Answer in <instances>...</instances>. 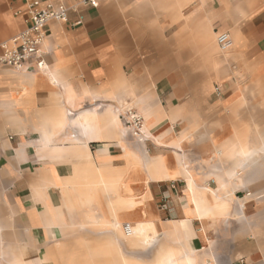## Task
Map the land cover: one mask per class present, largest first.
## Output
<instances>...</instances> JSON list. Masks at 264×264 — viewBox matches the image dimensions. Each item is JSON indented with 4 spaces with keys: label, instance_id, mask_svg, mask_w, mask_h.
I'll return each mask as SVG.
<instances>
[{
    "label": "crops",
    "instance_id": "crops-1",
    "mask_svg": "<svg viewBox=\"0 0 264 264\" xmlns=\"http://www.w3.org/2000/svg\"><path fill=\"white\" fill-rule=\"evenodd\" d=\"M30 1L0 0V45ZM68 3L45 69L0 68V264H264V162L244 154L264 152L247 131L264 128V0Z\"/></svg>",
    "mask_w": 264,
    "mask_h": 264
},
{
    "label": "built area",
    "instance_id": "built-area-1",
    "mask_svg": "<svg viewBox=\"0 0 264 264\" xmlns=\"http://www.w3.org/2000/svg\"><path fill=\"white\" fill-rule=\"evenodd\" d=\"M79 4L97 7L99 0H77ZM69 0H32L29 3L30 21L26 29L0 45V68L11 67L17 70L24 69L26 64L34 60L40 69L47 67L42 45L46 40V26L52 20L66 21L70 10ZM80 23V21H78ZM217 43L221 49H227L231 45V37L228 31L220 32ZM216 93L221 92L219 86L215 87ZM119 115L125 122L132 135L140 141L147 138L144 126V116L133 106H125L119 111ZM172 187L176 183L172 182ZM159 208L167 212L170 209L169 197H160ZM124 232H133L130 223H124Z\"/></svg>",
    "mask_w": 264,
    "mask_h": 264
},
{
    "label": "bare ground",
    "instance_id": "bare-ground-1",
    "mask_svg": "<svg viewBox=\"0 0 264 264\" xmlns=\"http://www.w3.org/2000/svg\"><path fill=\"white\" fill-rule=\"evenodd\" d=\"M232 46L233 45H230L227 49L223 50L218 45L221 52L229 51L232 48ZM144 124H145V119H144ZM247 131L249 132L251 137H254L253 135H255L256 137L260 138L264 134V128H258L257 125H255L253 123L247 126ZM245 142H244V154L247 155V158L249 159L247 164L249 166L253 167V166L259 165L260 163L264 162V152L259 153L258 147H260V146L255 147L254 145H252L253 140L251 143H250V141H249V143H247V142L245 143ZM145 243H147V239L145 240Z\"/></svg>",
    "mask_w": 264,
    "mask_h": 264
},
{
    "label": "rangeland",
    "instance_id": "rangeland-1",
    "mask_svg": "<svg viewBox=\"0 0 264 264\" xmlns=\"http://www.w3.org/2000/svg\"><path fill=\"white\" fill-rule=\"evenodd\" d=\"M215 40H216V38H215ZM201 78H202V80H204L206 77H201V76H199V75H196V76H187L186 77V79H187V83H189V84H196V83H199V82H201ZM215 85H221V84H217V83H214L213 85H212V92L214 91V87H215ZM259 118L261 119V121L263 120L264 121V116H259ZM260 188H264V182L262 183V187H260ZM254 190V188L253 187H251V188H249V189H246V191L244 192H241V196L242 195H244V194H246L248 191H253ZM256 200H252V202H250L249 204H247V208L245 209V212H249V213H251V212H254L255 211V207H256ZM263 202V207H264V201H262ZM249 239H250V241H254V240H256V239H258V236H256V235H254V234H252V235H250V237H249Z\"/></svg>",
    "mask_w": 264,
    "mask_h": 264
}]
</instances>
